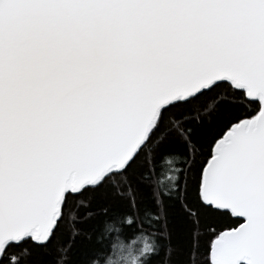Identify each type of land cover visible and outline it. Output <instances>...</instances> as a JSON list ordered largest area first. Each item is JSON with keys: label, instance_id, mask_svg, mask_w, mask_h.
<instances>
[{"label": "snow or ice", "instance_id": "6c2138e0", "mask_svg": "<svg viewBox=\"0 0 264 264\" xmlns=\"http://www.w3.org/2000/svg\"><path fill=\"white\" fill-rule=\"evenodd\" d=\"M0 264H264V0H0Z\"/></svg>", "mask_w": 264, "mask_h": 264}]
</instances>
